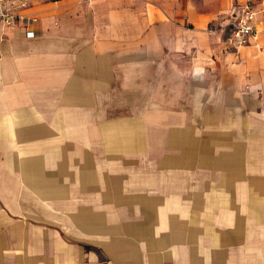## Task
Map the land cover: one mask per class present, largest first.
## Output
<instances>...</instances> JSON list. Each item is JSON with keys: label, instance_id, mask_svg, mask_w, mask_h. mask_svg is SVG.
<instances>
[{"label": "crops", "instance_id": "crops-1", "mask_svg": "<svg viewBox=\"0 0 264 264\" xmlns=\"http://www.w3.org/2000/svg\"><path fill=\"white\" fill-rule=\"evenodd\" d=\"M242 1L0 23V264H264V12L234 48Z\"/></svg>", "mask_w": 264, "mask_h": 264}, {"label": "built area", "instance_id": "built-area-1", "mask_svg": "<svg viewBox=\"0 0 264 264\" xmlns=\"http://www.w3.org/2000/svg\"><path fill=\"white\" fill-rule=\"evenodd\" d=\"M26 6L27 0H0V23L9 26L19 25L24 29V36L31 37L33 33L27 26L38 17L32 13L19 12ZM261 12H264V0H243L239 3L233 18L224 27L227 40L232 47L244 45L249 37L260 31L256 15Z\"/></svg>", "mask_w": 264, "mask_h": 264}, {"label": "rangeland", "instance_id": "rangeland-1", "mask_svg": "<svg viewBox=\"0 0 264 264\" xmlns=\"http://www.w3.org/2000/svg\"><path fill=\"white\" fill-rule=\"evenodd\" d=\"M28 2H30V3H34V2H36V1H39V0H27ZM226 25V24H225ZM225 27V26H224ZM226 33V32H225ZM225 36H226V34H225ZM227 38V37H226Z\"/></svg>", "mask_w": 264, "mask_h": 264}]
</instances>
